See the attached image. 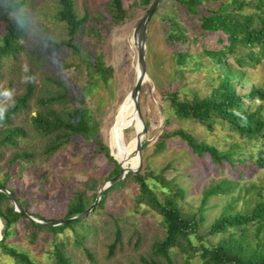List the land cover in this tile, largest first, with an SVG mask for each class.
I'll return each instance as SVG.
<instances>
[{"label":"rangeland","instance_id":"374dc122","mask_svg":"<svg viewBox=\"0 0 264 264\" xmlns=\"http://www.w3.org/2000/svg\"><path fill=\"white\" fill-rule=\"evenodd\" d=\"M21 2L18 12L27 18V29L19 42L20 48L0 58V87H10L0 96V109L24 92L29 78L32 92L25 105L9 117V125H19L25 133L16 134L12 143L0 145V181L24 202L30 215L37 220L42 219L36 216L45 219L42 221H54L64 218L67 204L77 193L82 192L83 198L91 204L93 195L107 180L113 162L95 150L91 139L79 136H72L51 155L43 154L45 138L33 130L29 118L38 107L36 97L46 96L49 89L58 87L57 83L64 84L68 96L54 103V107L87 108L95 136L101 137L108 154L117 161L109 147L110 129L116 108L129 94L137 68L132 29L148 5L138 0H121L125 13L115 23L109 13V0H73L77 16H85L71 40L74 51L66 45L51 49L53 44L67 39L64 23L54 15L56 0ZM216 3L203 0L198 10L201 12ZM244 10L249 11L246 5ZM166 15L173 16L183 26L185 41L170 42L165 38ZM3 26L0 17V34ZM225 43L220 32L202 31L196 16L175 0H159L145 28L143 51L147 73L140 83L138 102L146 131L141 136L139 171L158 172L166 185L183 188L176 202L185 214H197L201 218L198 234L209 228L226 204L231 203L235 210H249L255 200V188L264 181V164L256 162L258 157L264 162L263 137L249 140L220 121L207 126L192 117H179L173 114L166 97L171 91H177L181 98H189L194 92L198 96L208 95L224 69L202 49H218ZM183 49L190 54L183 63H176L173 53ZM98 57L106 67L105 80L95 74L89 64ZM225 63L243 72V79L235 85L236 92L244 93L264 84V58L257 64L241 66L235 57L228 55ZM244 103L260 107L264 117V101L244 100ZM128 118L123 128V146L137 132L132 114ZM4 125L6 123L0 128ZM177 127L193 134L197 141L213 145L219 153H229L232 164L225 160L214 163L207 154L197 156L177 135H162ZM134 151L132 142L127 153L128 166L136 163ZM14 153L21 154L13 157ZM224 179L230 182V189L209 195L201 204L203 189ZM146 180L154 184L153 179L147 177ZM155 186L162 195L164 187L160 183ZM107 190L102 204H95L81 222L51 232L34 229L28 217H19L11 224L13 231L5 241L25 251L35 264H55L54 247L67 258L68 264H140L141 257L152 254L153 241L163 235L162 217L145 203L136 201V186L130 178ZM7 203L11 204L9 198H3L2 206ZM249 227L252 233L253 226ZM32 230L35 236L30 234ZM251 233L248 234L250 239ZM218 237L219 234L203 236L202 242L210 244ZM112 241L114 245L109 253ZM194 243L198 244L195 240ZM169 255L170 264L199 263L196 254L186 257L175 247L169 249ZM0 264L18 263L0 249Z\"/></svg>","mask_w":264,"mask_h":264},{"label":"trees","instance_id":"16d2710c","mask_svg":"<svg viewBox=\"0 0 264 264\" xmlns=\"http://www.w3.org/2000/svg\"><path fill=\"white\" fill-rule=\"evenodd\" d=\"M138 1L146 5L152 2V0ZM175 1L182 4L188 13L196 16L202 31L220 32L226 43L218 49H202V52L211 58L219 68L224 69L218 77L217 84L208 95L198 96L194 92L189 98H181L177 91L167 92L166 97L173 114L179 117L195 118L196 121L203 122L207 126L218 121L223 122L238 136L249 140L258 137L264 138V117L260 107L253 108L251 104L244 103V100L249 102L264 101V84L251 87L244 93L236 92L235 85L243 79V72L236 68L233 69L225 63L228 55L235 57L237 64L241 66L257 64L264 58V0L246 2L243 0H211L217 1V3L203 8L201 12L198 7L202 5L203 0ZM56 2L57 7L54 15L58 21L64 23L67 39L53 44L51 49L56 50L61 45H66L76 51L71 40L84 22L85 16H77L73 0H56ZM21 3V0H0V17L4 21L0 34V58L14 53L21 46L19 42L27 29V18L18 12ZM245 5L249 9L248 12L244 10ZM109 10L112 21L115 23L119 22L125 13L121 0H109ZM166 20L168 24L165 28V38L170 42L185 41L186 35L183 26L173 16L166 15ZM189 54L185 49L178 50L173 53V58L176 63H183ZM89 64L93 66L95 74L105 80L103 76L106 71L104 62L98 57ZM57 84L58 87L54 90L49 89L46 96L36 97L38 107L29 116L33 130L45 138L42 153L47 156L51 155L63 144L69 142L72 136H79L85 140L91 139L96 146L95 150L113 162V167L107 176L109 179L119 169L117 161L108 154L107 147L101 137L95 136L94 124L88 115L87 108L83 106L54 107V103H59L62 98L68 96L64 84ZM9 88L8 85L0 87V96ZM31 92L32 82L29 78L24 92L16 95L6 107L0 109V115H2L0 126L6 123L0 128V145L5 142L12 143L16 134L25 133L23 127L9 125V117L25 105ZM80 95L82 96V94ZM164 134L177 135L197 156L207 154L214 163L220 164L222 160H225L232 164L229 153H219L213 145L197 141L193 134L182 128H173L169 132L162 133V135ZM158 144H161V140L158 141ZM21 153L29 155L26 152ZM20 154L14 153L13 157ZM256 162L259 165L264 164L259 157ZM147 177L153 179L154 184L148 183ZM127 178H130L136 186V201L145 203L159 213L164 224L162 237L154 240L151 245L152 254L149 257H141L140 264H170L169 249L171 247L185 253L186 257H190L192 253L196 254L199 258L198 264H264V181L263 184L255 188V200L249 210H235L231 207V203L226 204L209 228L203 234H198L201 218L197 214H185L177 205L176 199L182 196V187L166 185L161 174L153 173L148 169L145 173L141 171L134 173L128 170L121 179L111 184L108 190L121 185ZM155 183H160L164 187L161 189L162 195L157 193ZM0 186H5V182L0 181ZM230 187L231 184L226 179L208 184L202 191L201 204L206 201L209 195L225 193ZM10 190L13 192L12 189ZM105 194L106 192L101 194L96 203L98 206L102 204ZM3 198L8 199L7 195L0 191V249L18 264H35L25 251L17 250L5 241L13 231L11 224L17 218L24 216L13 210L9 203L2 206ZM15 198L26 210L24 202L16 195ZM94 198L95 194L92 197V202ZM88 205L89 202L83 198L82 192L77 193L67 204L64 218L81 213ZM36 217L45 220L39 216ZM77 222H81V220L47 226L29 220V224L34 229H46L51 232L61 231ZM250 225L253 226L252 233ZM249 233H251L252 239L248 237ZM30 234L35 236L33 230ZM216 234H219L216 241L203 244V236ZM116 239L117 235L114 240ZM194 240L197 241V245ZM113 245L114 241L110 244L109 253H111ZM52 254L55 264H68L67 258L57 247H54Z\"/></svg>","mask_w":264,"mask_h":264},{"label":"water","instance_id":"95a60500","mask_svg":"<svg viewBox=\"0 0 264 264\" xmlns=\"http://www.w3.org/2000/svg\"><path fill=\"white\" fill-rule=\"evenodd\" d=\"M158 1L159 0H152V2L148 5L143 15L138 19V21L134 25L132 29V34H131L132 42L134 43L135 51H136L137 72H136V75L133 77V81L129 89V95L132 99V105H133L135 114L138 120L140 121V127L135 134V151L134 152L137 157L135 165L134 166L129 165L127 167H123L120 164L119 160H117V163L119 165L118 171L114 173L112 176H110L109 179H107L105 183H103V185L97 190L93 202L89 204L88 207H86L81 213L76 214L75 216L62 218L60 220H54V221L37 220L33 215H30L25 209H23L20 206V204L16 200L15 195L13 194L12 191H10L4 186H0V191L4 192L9 198L12 209L17 211L20 215L24 217H28L29 220L34 221L35 223L47 225V226L62 225L65 223H69L71 221H75L77 219L84 218L87 215V213L91 211L94 205L98 202L101 194L105 192L110 187L111 184L121 179L128 170L134 173L139 171L140 166H141V154H140L141 136L146 131V125L142 118L140 107H139V102H138V91H139L140 83L142 82L143 78L146 76V73H147L145 59H144V51H143L144 35H145L146 24L153 10L155 9ZM0 227H1V221H0Z\"/></svg>","mask_w":264,"mask_h":264},{"label":"bare ground","instance_id":"6f19581e","mask_svg":"<svg viewBox=\"0 0 264 264\" xmlns=\"http://www.w3.org/2000/svg\"><path fill=\"white\" fill-rule=\"evenodd\" d=\"M137 69H135L134 76L136 75ZM148 78V77H147ZM146 77L143 78L145 80ZM129 114L133 116V122L135 126H137V130L140 127V121L138 120L133 105L132 99L128 94L126 98L118 105L116 108V116L113 126L110 129V145L109 147L112 149L113 154L116 159L119 160L120 164L123 167L128 166V148L132 142L135 144V137L132 140H129L125 146H123L124 141V125L129 122ZM131 119V118H130Z\"/></svg>","mask_w":264,"mask_h":264},{"label":"clouds","instance_id":"9594fccd","mask_svg":"<svg viewBox=\"0 0 264 264\" xmlns=\"http://www.w3.org/2000/svg\"><path fill=\"white\" fill-rule=\"evenodd\" d=\"M0 119H2V115H0Z\"/></svg>","mask_w":264,"mask_h":264}]
</instances>
